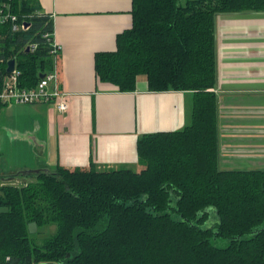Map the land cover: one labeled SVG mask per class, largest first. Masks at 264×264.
I'll return each instance as SVG.
<instances>
[{"label": "trees", "instance_id": "1", "mask_svg": "<svg viewBox=\"0 0 264 264\" xmlns=\"http://www.w3.org/2000/svg\"><path fill=\"white\" fill-rule=\"evenodd\" d=\"M12 12L28 28L0 25V56L16 59L20 85L30 87L52 69L53 20L37 0H13ZM245 12H264V0H132L131 27L115 51L95 54V74L120 92L134 91L138 76L151 92H190L191 122L139 138L138 170L58 166L0 185L1 262L264 264V170H220L209 91L216 16ZM32 222L55 231L38 241Z\"/></svg>", "mask_w": 264, "mask_h": 264}, {"label": "crops", "instance_id": "2", "mask_svg": "<svg viewBox=\"0 0 264 264\" xmlns=\"http://www.w3.org/2000/svg\"><path fill=\"white\" fill-rule=\"evenodd\" d=\"M37 3L53 20L68 109L2 106L0 172L136 169L139 138L190 124V92H151L145 76L137 77L134 91L120 92L95 74V54L115 51L117 35L131 27L132 0ZM224 15L215 20L217 76L209 89L217 102L219 168L264 170V12Z\"/></svg>", "mask_w": 264, "mask_h": 264}, {"label": "built area", "instance_id": "3", "mask_svg": "<svg viewBox=\"0 0 264 264\" xmlns=\"http://www.w3.org/2000/svg\"><path fill=\"white\" fill-rule=\"evenodd\" d=\"M13 0H0V25L9 24L12 31L26 30L24 22L19 23L18 17L12 12ZM50 45V55L52 58V69L43 73L45 76L30 87L21 86L19 82L20 71L17 68V61L13 57L4 58L0 56V106L16 105H34V104H55L56 109L63 113L68 109V103L64 99L65 93L61 90L57 74V57L60 53V46L55 43L53 34L45 35ZM4 36L0 35V39ZM36 44H27L28 51H34ZM10 59L15 60L12 72H7V62ZM39 77V76H38ZM9 257H5L8 264Z\"/></svg>", "mask_w": 264, "mask_h": 264}, {"label": "water", "instance_id": "4", "mask_svg": "<svg viewBox=\"0 0 264 264\" xmlns=\"http://www.w3.org/2000/svg\"><path fill=\"white\" fill-rule=\"evenodd\" d=\"M24 26L27 27L28 24L24 23ZM26 51H28V49H26ZM14 64H15V60L14 59H10L7 62V68L6 71L7 72H12L13 68H14ZM45 75L43 73L39 74V78L42 79ZM49 172L48 168H40V169H34V170H19L15 173L14 176H9L7 178L2 179L5 182H19L20 180L25 182L27 180V177L33 176V175H38L39 173H47ZM21 178V179H19ZM264 230V228L260 229L258 232ZM28 232L30 234H35L37 232V225L32 222L28 224ZM54 264V263H53Z\"/></svg>", "mask_w": 264, "mask_h": 264}, {"label": "rangeland", "instance_id": "5", "mask_svg": "<svg viewBox=\"0 0 264 264\" xmlns=\"http://www.w3.org/2000/svg\"><path fill=\"white\" fill-rule=\"evenodd\" d=\"M220 15V16H219ZM218 16L219 17H222V16H225L224 14H219ZM217 16V17H218ZM139 166V165H138ZM136 167V169H134V170H138L139 169V167ZM6 183H8V182H1L0 181V185H6ZM10 183V182H9ZM17 183V182H16ZM18 184H21V181H19L18 182ZM54 231H55V226H52V225H50V226H47V227H45V228H42L41 230H38L37 231V233H38V235L36 236V239L38 240V241H42L43 239H45V238H47V237H49L50 235H52L53 233H54ZM43 264H53V263H43Z\"/></svg>", "mask_w": 264, "mask_h": 264}, {"label": "flooded vegetation", "instance_id": "6", "mask_svg": "<svg viewBox=\"0 0 264 264\" xmlns=\"http://www.w3.org/2000/svg\"><path fill=\"white\" fill-rule=\"evenodd\" d=\"M14 183H16V182H14Z\"/></svg>", "mask_w": 264, "mask_h": 264}]
</instances>
